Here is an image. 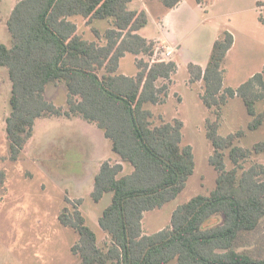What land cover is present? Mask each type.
<instances>
[{
    "label": "trees",
    "instance_id": "trees-1",
    "mask_svg": "<svg viewBox=\"0 0 264 264\" xmlns=\"http://www.w3.org/2000/svg\"><path fill=\"white\" fill-rule=\"evenodd\" d=\"M134 1L20 0L15 5L7 22L12 43H0V70L8 71L12 83L5 128L9 152L0 160L21 158L37 120L81 118L104 132L118 159L102 163L91 195L99 202L111 194L99 219L110 244L100 245L79 209L81 200L69 202L60 214L61 224L79 235L72 249L78 264H264V140L246 148L240 145L246 131L220 134L223 108L235 97L250 117L248 131L264 127V107L257 110L264 103V70L236 89L224 87V65L235 43L229 32L215 41L204 70L188 66L190 82L202 81L200 98L212 115L206 135L213 146L209 163L217 173L216 186L179 206L166 228L145 232V214L175 201L196 163L193 148L182 145L184 122L156 125L155 114L146 108L164 103L178 66L152 62L156 42L137 34L149 16L144 9H130ZM146 1L173 9L184 0ZM76 16L87 25L110 19L112 25L104 34L94 31L98 41H88L69 20ZM126 54L142 56L134 77L118 72ZM50 85L66 87V108L46 99ZM125 164L132 166L130 173H124ZM6 179L1 171L3 192Z\"/></svg>",
    "mask_w": 264,
    "mask_h": 264
},
{
    "label": "rangeland",
    "instance_id": "rangeland-1",
    "mask_svg": "<svg viewBox=\"0 0 264 264\" xmlns=\"http://www.w3.org/2000/svg\"><path fill=\"white\" fill-rule=\"evenodd\" d=\"M20 0H0V43H12L7 22ZM260 0H208L197 8L196 15H176L177 24H184L178 34L183 38L182 59L175 84L166 104H147L155 114V123L181 119L185 123L182 145L191 146L196 163L194 175L181 195L165 207L147 212L144 229L154 234L170 225L173 212L193 197L209 194L216 186L217 173L210 165L213 146L206 135V121L210 110L203 104L202 86L189 84L186 59H203L210 55L215 39L224 32L233 35L235 45L224 65V83L234 89L264 70V8ZM264 6V0H261ZM157 4L162 3L156 1ZM142 5L136 0L134 10ZM174 16V15H173ZM261 17L263 20H261ZM88 41H98L94 31L101 34L111 28L112 20H96L87 25L83 17L69 19ZM149 25L147 30H152ZM144 34V33H143ZM214 39V40H213ZM104 43V40H101ZM203 59V61H207ZM119 73L132 77L137 73L136 57L127 54L120 62ZM228 72V74H227ZM227 74V75H226ZM203 85V84H202ZM225 87V88H226ZM12 83L8 71L0 70V157L7 156L9 141L6 135V118L11 113ZM183 100L179 101V97ZM45 97L58 107L66 108L68 91L65 86L47 87ZM264 103L257 104L262 111ZM250 117L243 101L235 97L223 108L222 136L239 130L246 131L240 145L251 148L264 140V127L248 131ZM110 141L95 124L81 118H49L37 120L34 135L21 158L16 162L0 160V172L6 174V191L0 190V264H78L72 253L79 235L60 222L63 209L82 201L79 209L87 224L96 232L101 246L110 244V238L100 227L99 219L111 203V194L95 202L91 195L101 165L117 161ZM262 160V158L260 157ZM228 168L232 163L227 158ZM133 170L125 164L124 173ZM72 206V205H71ZM169 264H175L171 262Z\"/></svg>",
    "mask_w": 264,
    "mask_h": 264
},
{
    "label": "crops",
    "instance_id": "crops-1",
    "mask_svg": "<svg viewBox=\"0 0 264 264\" xmlns=\"http://www.w3.org/2000/svg\"><path fill=\"white\" fill-rule=\"evenodd\" d=\"M139 1H141L142 5H139V7L137 9H141V10L144 9L147 11L148 16H149V24L145 28L141 29L137 34H139L143 38H146L148 41H154V42H156V44L158 42H160L161 44H164L165 46H169V47L174 48L175 49V55H174L173 61L178 66V70H177V73H178V71H179V59L183 58L182 52L184 51L183 50V38L181 35L178 34V31H180L181 27L184 24H180V25L177 24V16L176 15H179V16L185 15V14H188V16L189 15H196L197 12L195 10L193 3L196 4L197 8H202V7H204L205 3L208 2V0H200V1L184 0L178 6H176L173 9H166L164 6L157 4L156 1H146V0H139ZM258 2H261V0ZM130 5H129V8H130ZM258 8H264V6H261ZM263 19L261 17V20H263ZM149 25L153 26L152 30H147ZM218 37H219L218 35H215L213 33V38L215 39V41L218 40ZM215 41H214V43H215ZM234 45H235V43H234ZM234 45H233V47H234ZM212 48H213V46H212ZM232 49L229 51L228 55L230 54ZM131 55H133V54H131ZM210 55H211V53H210ZM210 55H208V57H206V59L203 58V59L207 60L205 62L203 61V59H186V60H184V63L187 65V70H188V74H189V80L188 81H189L190 86H193L194 84H192L190 82L191 81V74L189 72L188 66L190 64H194L196 66L201 67L204 70L208 64ZM228 55H227V57H228ZM135 57H136V67H137V59H140L142 56H135ZM226 61H227V58H226ZM119 68H120V66H119ZM118 72H119V70H118ZM137 73H138V68H137ZM137 73L134 76H136ZM227 74H228V72H227ZM176 75L174 77H172V79H171V83H170L169 90H168V96H167V98L163 104H166L169 100V96L172 93V89H173V86L175 84ZM134 76H132V77H134ZM197 83H199V85L202 86V81H199ZM225 85L226 84L224 83V87H226ZM226 88H232V87H226ZM182 100H183V98L180 96L179 101H182ZM179 120H181V119H179Z\"/></svg>",
    "mask_w": 264,
    "mask_h": 264
},
{
    "label": "built area",
    "instance_id": "built-area-1",
    "mask_svg": "<svg viewBox=\"0 0 264 264\" xmlns=\"http://www.w3.org/2000/svg\"><path fill=\"white\" fill-rule=\"evenodd\" d=\"M175 55V49L169 46H165L158 42L156 44L155 54L152 58L153 63L171 62Z\"/></svg>",
    "mask_w": 264,
    "mask_h": 264
}]
</instances>
